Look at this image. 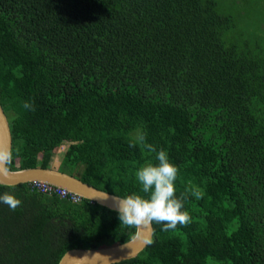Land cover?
Here are the masks:
<instances>
[{"label": "trees", "instance_id": "obj_1", "mask_svg": "<svg viewBox=\"0 0 264 264\" xmlns=\"http://www.w3.org/2000/svg\"><path fill=\"white\" fill-rule=\"evenodd\" d=\"M0 104L10 169L55 163L66 141L59 169L127 196L155 162L129 146L143 131L178 167L177 195L202 191L187 227L153 224L152 243L107 264H264V0H0ZM7 185L22 203H0V264L135 234L89 198Z\"/></svg>", "mask_w": 264, "mask_h": 264}, {"label": "clouds", "instance_id": "obj_2", "mask_svg": "<svg viewBox=\"0 0 264 264\" xmlns=\"http://www.w3.org/2000/svg\"><path fill=\"white\" fill-rule=\"evenodd\" d=\"M25 109L34 110L32 103L25 102ZM139 145L149 155L155 154V162H148L140 167L136 179L140 191L124 197L113 198L114 210L118 213L120 226L136 229L137 235L150 230L153 224H162L161 231L176 230L178 226L187 227L191 223V215L185 208L189 197L202 198V191L194 186H187L177 195L176 182L179 175L178 167L171 162L167 152L156 148L146 141V133L138 131L129 141L130 147ZM13 160V152L8 146H0V175L9 172ZM9 188L14 185H7ZM0 203L6 204L15 211L22 203L11 192L0 195ZM147 243H152L151 239Z\"/></svg>", "mask_w": 264, "mask_h": 264}, {"label": "water", "instance_id": "obj_3", "mask_svg": "<svg viewBox=\"0 0 264 264\" xmlns=\"http://www.w3.org/2000/svg\"><path fill=\"white\" fill-rule=\"evenodd\" d=\"M0 146H8L10 149L12 146L9 120L1 104ZM32 179H41L53 184L65 186L83 197L113 209V198L116 196L124 197L96 187L68 171L53 166L44 167L34 165L25 168L10 169L6 175H0V183L10 185L27 182ZM152 234L153 225L150 230H145L139 235H137L136 230L130 239L123 242L98 247H71L61 255L57 264H107L133 257L147 244V240L151 239Z\"/></svg>", "mask_w": 264, "mask_h": 264}, {"label": "built area", "instance_id": "obj_4", "mask_svg": "<svg viewBox=\"0 0 264 264\" xmlns=\"http://www.w3.org/2000/svg\"><path fill=\"white\" fill-rule=\"evenodd\" d=\"M28 188L31 191H39L47 194H56L60 197H67L68 199L77 202L82 199V195L77 192L71 191L65 186L50 183L41 179H32L27 181Z\"/></svg>", "mask_w": 264, "mask_h": 264}, {"label": "rangeland", "instance_id": "obj_5", "mask_svg": "<svg viewBox=\"0 0 264 264\" xmlns=\"http://www.w3.org/2000/svg\"><path fill=\"white\" fill-rule=\"evenodd\" d=\"M67 143L68 142H63V144H62V146L63 147H61L59 150H57L58 148H56V149H54V151L55 150H57L55 153H54V155H52L53 157H52V159L54 160V159H56V161L58 160V159H61V156H62V154H63V152H64V149H65V147H66V145H67ZM39 157H40V154H39ZM18 159L16 160V163L18 164ZM77 172V171H76Z\"/></svg>", "mask_w": 264, "mask_h": 264}, {"label": "crops", "instance_id": "obj_6", "mask_svg": "<svg viewBox=\"0 0 264 264\" xmlns=\"http://www.w3.org/2000/svg\"><path fill=\"white\" fill-rule=\"evenodd\" d=\"M61 145V144H60ZM63 147V146H61ZM54 151V150H53ZM60 163V159H58L55 163H53L51 160L49 161V166L58 167Z\"/></svg>", "mask_w": 264, "mask_h": 264}]
</instances>
